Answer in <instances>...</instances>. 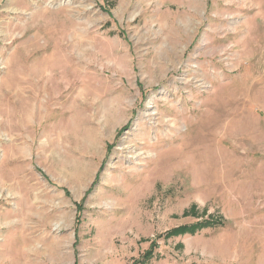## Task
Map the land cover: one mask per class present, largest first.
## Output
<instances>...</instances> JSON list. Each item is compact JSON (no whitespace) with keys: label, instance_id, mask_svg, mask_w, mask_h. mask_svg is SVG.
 <instances>
[{"label":"rangeland","instance_id":"rangeland-1","mask_svg":"<svg viewBox=\"0 0 264 264\" xmlns=\"http://www.w3.org/2000/svg\"><path fill=\"white\" fill-rule=\"evenodd\" d=\"M154 241L264 264V0H0V264Z\"/></svg>","mask_w":264,"mask_h":264},{"label":"trees","instance_id":"trees-1","mask_svg":"<svg viewBox=\"0 0 264 264\" xmlns=\"http://www.w3.org/2000/svg\"><path fill=\"white\" fill-rule=\"evenodd\" d=\"M224 221L223 218H214L210 221H200L196 224L192 225H185V226H179L177 228L172 229L167 235L173 236V235H179L184 234L187 232H195L198 229H202L204 227L210 226V225H223ZM156 247V241L153 242L149 250H147L143 256L140 259L141 264H150V261L155 257L154 249Z\"/></svg>","mask_w":264,"mask_h":264},{"label":"bare ground","instance_id":"bare-ground-1","mask_svg":"<svg viewBox=\"0 0 264 264\" xmlns=\"http://www.w3.org/2000/svg\"><path fill=\"white\" fill-rule=\"evenodd\" d=\"M13 83L15 84V83H16V81H14ZM236 131H238V130L235 128V131H234V132H236Z\"/></svg>","mask_w":264,"mask_h":264}]
</instances>
